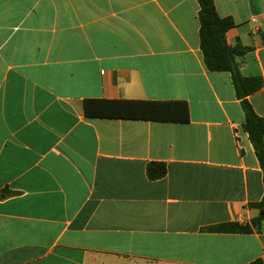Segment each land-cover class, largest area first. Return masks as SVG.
<instances>
[{"label": "crops", "instance_id": "crops-1", "mask_svg": "<svg viewBox=\"0 0 264 264\" xmlns=\"http://www.w3.org/2000/svg\"><path fill=\"white\" fill-rule=\"evenodd\" d=\"M264 81V0H214ZM197 0H0V264H249L263 171ZM255 20V21H253ZM264 118V85L249 95ZM187 108V112H186ZM167 174L149 179L147 166Z\"/></svg>", "mask_w": 264, "mask_h": 264}, {"label": "trees", "instance_id": "trees-1", "mask_svg": "<svg viewBox=\"0 0 264 264\" xmlns=\"http://www.w3.org/2000/svg\"><path fill=\"white\" fill-rule=\"evenodd\" d=\"M200 6V41L204 62L210 71H228L233 76L237 97L241 100L245 115L244 129L254 147L256 156L263 171L264 180V118L260 117L247 97L259 91L264 81L261 78H246L241 75L238 57L245 55L248 48L242 45L231 47L226 40V33L235 26L232 18H221L216 10L214 0H197ZM187 112V108H186ZM167 174L163 163L153 162L147 166V175L151 180H157ZM1 198V195H0ZM251 207L259 211V215L248 224L230 222L207 228L215 233H252L264 230V197ZM249 264H264L257 259Z\"/></svg>", "mask_w": 264, "mask_h": 264}, {"label": "built area", "instance_id": "built-area-1", "mask_svg": "<svg viewBox=\"0 0 264 264\" xmlns=\"http://www.w3.org/2000/svg\"><path fill=\"white\" fill-rule=\"evenodd\" d=\"M253 21H255V20H253Z\"/></svg>", "mask_w": 264, "mask_h": 264}]
</instances>
